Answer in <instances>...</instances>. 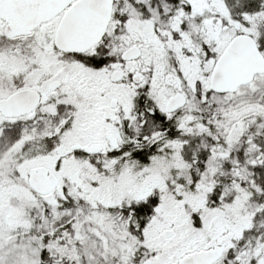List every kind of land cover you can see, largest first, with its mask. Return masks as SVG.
I'll list each match as a JSON object with an SVG mask.
<instances>
[{"label":"snow or ice","instance_id":"1","mask_svg":"<svg viewBox=\"0 0 264 264\" xmlns=\"http://www.w3.org/2000/svg\"><path fill=\"white\" fill-rule=\"evenodd\" d=\"M0 264H264V0H0Z\"/></svg>","mask_w":264,"mask_h":264}]
</instances>
